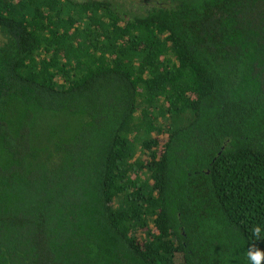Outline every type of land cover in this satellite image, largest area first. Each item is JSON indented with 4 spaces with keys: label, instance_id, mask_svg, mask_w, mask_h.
<instances>
[{
    "label": "trees",
    "instance_id": "1",
    "mask_svg": "<svg viewBox=\"0 0 264 264\" xmlns=\"http://www.w3.org/2000/svg\"><path fill=\"white\" fill-rule=\"evenodd\" d=\"M0 35V264L264 252V0H0Z\"/></svg>",
    "mask_w": 264,
    "mask_h": 264
},
{
    "label": "clouds",
    "instance_id": "2",
    "mask_svg": "<svg viewBox=\"0 0 264 264\" xmlns=\"http://www.w3.org/2000/svg\"><path fill=\"white\" fill-rule=\"evenodd\" d=\"M255 231L256 233H259L261 229L257 227ZM247 255L250 260V264H262V260H264V252L256 250L254 247L248 251Z\"/></svg>",
    "mask_w": 264,
    "mask_h": 264
},
{
    "label": "rangeland",
    "instance_id": "3",
    "mask_svg": "<svg viewBox=\"0 0 264 264\" xmlns=\"http://www.w3.org/2000/svg\"><path fill=\"white\" fill-rule=\"evenodd\" d=\"M2 42H3V38H2V36L0 35V45H1ZM176 260H177V261H180V257H177Z\"/></svg>",
    "mask_w": 264,
    "mask_h": 264
}]
</instances>
